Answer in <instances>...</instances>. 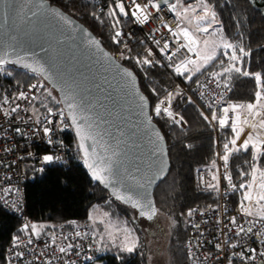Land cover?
Here are the masks:
<instances>
[{
    "label": "trees",
    "instance_id": "16d2710c",
    "mask_svg": "<svg viewBox=\"0 0 264 264\" xmlns=\"http://www.w3.org/2000/svg\"><path fill=\"white\" fill-rule=\"evenodd\" d=\"M50 1L84 23L113 54H117L123 47L125 43L123 34L128 22L121 17L118 26L114 29L113 19L108 15L110 5L104 12H99L93 0ZM186 1L193 4L196 2ZM208 2L216 14L221 37L227 42L241 44L250 53L245 58L243 67L250 73L261 74V85H264V16L249 0H208ZM116 31L122 33L119 38L121 43L115 42ZM145 47L144 39L137 33L131 50L124 57H119V60L138 75L141 88L149 98L153 109L169 95L177 84V79L159 60H155L159 63L151 66L138 64V59L145 58ZM205 70L219 69L212 68L210 63L207 68L202 69V72ZM31 82L32 76L29 72L10 65L4 66L0 71V98L8 91L25 88ZM229 86L230 99L242 105L252 102L254 93L258 90L257 82L252 76L245 77L237 73L231 74ZM57 108H62V104L59 103ZM172 110L183 117L186 128L174 125L169 116L161 114L154 117L166 137L171 168L154 192L158 212L154 219L148 220L147 223L158 225L157 216L161 214L167 216L170 226L168 252L171 263L189 264L185 247L189 235V217L186 213L195 206H206L216 199L215 190L207 188V183L201 177L204 172L214 168L217 145L212 126L203 120L200 116V108L187 95L176 93ZM65 121L68 122L66 118ZM228 133L229 131H223L221 137L225 139ZM66 140L71 151L68 165L49 167L40 174L34 171L28 172L24 181L28 215L33 222L42 225L41 233H48L55 227L67 225L69 219H76L80 223L89 225L93 230L90 214L96 207L122 215V218L134 225L141 240L132 252L120 246L110 249L104 256L105 264H148L146 242L150 231L142 230L140 218L134 217L135 209L115 199L106 188L92 178L82 161L75 134L68 133ZM246 159H250L248 153L233 155V172L238 183L250 178H242L239 175L242 168L251 171L244 163ZM260 161L256 166L263 171L264 156ZM22 227L21 218L5 209L0 203V264H5L6 246L14 237L26 233L22 231Z\"/></svg>",
    "mask_w": 264,
    "mask_h": 264
},
{
    "label": "snow or ice",
    "instance_id": "6c2138e0",
    "mask_svg": "<svg viewBox=\"0 0 264 264\" xmlns=\"http://www.w3.org/2000/svg\"><path fill=\"white\" fill-rule=\"evenodd\" d=\"M32 0H27V3H31ZM164 5H167L169 11H171L177 20V25L175 28L168 25L166 22L163 27L167 29L168 33L171 35L172 44L174 46V51L169 54L170 44L167 40L161 45L160 40H156L155 43L158 46L159 52L164 54L168 61H172V58L181 50L186 51L189 55L182 60L179 64H169L174 72L180 76H183L186 80L197 83L198 88L205 87L204 84L199 82V78L194 81L193 76L200 72L202 69L207 68L208 64L211 63L212 68L219 69L217 71H209V80L207 83H214L216 88H223L224 90L229 89V79L232 73L241 74L245 77L252 76L257 82L258 90L254 93V100L247 103L246 105H223L224 95L223 92L218 93L220 99L216 100L213 98L210 103L206 105L208 109V114L204 111L200 112V116L213 128L218 127L219 129L229 128L232 133V138L227 139L223 143L224 153L217 154L220 159L224 162V179L228 181L229 185L233 190H237L236 185H232V176L229 171V160L230 156L234 153H248L250 159H246L244 163L248 166L247 171L241 169L239 175L243 177H250L251 182L244 180V182L238 185V189L242 190V199L239 203V215H242L244 219L238 220L237 216H233L229 220L231 227L228 229L235 233V237L243 239L245 237H257L260 243H264V171L257 169L256 165L260 163V158L264 156V85H261V74L250 73L245 70L243 65L245 63V58L250 55L249 52L245 50L241 44L230 43L223 41L217 43L216 40H208L206 37L212 36L218 31L216 27V14L210 6L208 0H196L195 6L193 3H188L183 7L182 12L177 11L180 0L176 2H170V0H162ZM114 6L109 7L108 15L113 19V28L115 29L120 21L121 17L128 16L129 13L135 19H139L137 12H144L143 22H147L150 13L146 12L148 7H152L156 10L157 14L161 11V0H147V3L143 6L136 2V0H130L127 4L128 11H126L125 0H113ZM35 10L29 9L32 16L39 20L41 17L47 18L49 16L55 18L59 17V21L63 26L70 25L72 22L67 17L60 13L54 11H48L45 5L38 2L34 5ZM6 10L9 15H18L16 6L14 3L9 2L6 4ZM191 13V17L196 20V29L193 31L188 26H186L183 21L186 19V15ZM202 13V14H201ZM119 14V15H118ZM60 36L64 35V27L58 25L57 27ZM122 33L120 31L115 32V42L121 43L119 39ZM71 37V34L69 33ZM205 37L203 41L204 52L201 53L198 45L200 43V37ZM57 44L60 43V38L57 37ZM93 44L95 42L93 41ZM51 49H44L42 47V52H44L47 59L42 57H36L33 54L31 58L32 62H24L28 60L27 57L18 56L15 60H5L0 57V66L6 63H12L18 66H22L36 74L47 73L46 78H54L55 82L63 93L61 101L57 103H63L64 108H58L55 112L51 107L43 105L47 108V115L43 119H37L35 122L40 125L42 132L45 137H47V142L49 144L53 143L52 133H53V121L48 119L49 115H54L60 117L59 123L61 125L60 130H64L65 127L69 125L65 124L66 111L67 118L72 121V125L75 127L76 134L80 138V149L82 152L83 162L89 168L92 174V178L105 184L107 187L112 184L114 189V194L118 192L121 187L124 190V195H119L117 198L123 199L128 203H132L133 207L139 209V215L141 217H147L148 220H152L156 216L157 209L154 207L152 200L149 197L146 184H151L152 180L157 176H161L165 169V160L163 150L159 148L160 137L157 134L155 144L156 147L153 149V156L156 158V169L151 176L143 175L139 178L131 172L130 169L124 166V161L120 158L122 156V151L117 143L112 145L109 141L105 140V134L99 130V124L97 123V117L89 114L91 104L86 101L84 97L79 94L80 85L77 83L74 77L65 76L64 72L60 69L58 61L54 62L52 56H48V52ZM217 49L221 51L217 52ZM153 53L148 50L146 56L143 60H137L138 64L143 65H153L159 63L152 59ZM196 57V59H193ZM202 57V58H201ZM43 60V63L41 62ZM199 61V63H198ZM47 65L45 68L44 65ZM35 65V66H34ZM3 68L0 67V71ZM124 77H131V73L125 72L121 79ZM43 89V92L47 97L52 96L51 90L44 87L41 82L32 84L29 86L28 92L20 91L13 99L18 101L26 102L29 107L34 106V102L37 100L36 92ZM35 90V91H34ZM31 93V95H29ZM201 97L205 95L204 92L200 93ZM55 100V98H53ZM8 102V98L5 97V103ZM191 102V101H189ZM163 103V102H161ZM147 106V102L144 97L139 99V108L143 112L144 108ZM246 109L242 112H237V109ZM27 108H21L20 104H15L8 111L4 113L5 116H11L14 113L21 111H27ZM155 114L157 116L161 115V112L165 113L172 119L174 125H182L184 123L183 117L179 114H173L168 107L161 109L158 104L155 109ZM232 115H229V113ZM247 127L249 129L242 143L238 144L241 135L244 133V129ZM154 131V130H152ZM17 134H22L21 129L17 127L15 129ZM251 149V151H250ZM6 151L9 149H5ZM54 159H59V157H54L51 154H45L42 156L43 162H53ZM91 161V163L89 162ZM214 163V162H213ZM219 169H217V172ZM257 172L259 174V179H257ZM203 180V177H201ZM212 181H218V176L213 174L211 177ZM207 188L217 189L216 183H207ZM255 193V195L253 194ZM255 209V211H254ZM196 209H189L186 215L192 217L196 212ZM101 223L103 221H100ZM259 225V227H257ZM28 224H24L22 231L27 232L29 229ZM198 227V226H197ZM31 231L35 235H39L36 230V225H31ZM82 234L76 232L75 236L80 237ZM19 236L14 237L13 245L14 247H19ZM65 240L68 237H64ZM55 241V237H53ZM32 243L31 237L28 239V244ZM228 244L233 249L240 247L238 242L233 243L232 239L228 240ZM217 249H220V244L215 245ZM74 248V244L68 243L66 246L59 248L61 254H67L69 250ZM128 252L134 250V246L127 247ZM247 253V255H246ZM257 249L248 248L240 252H234L232 254V259L237 257L241 261H254L256 258ZM16 256L23 258V252L16 253ZM259 256L264 259V252H260ZM193 259H198L197 256H193ZM10 264V262H9ZM71 264V261H69Z\"/></svg>",
    "mask_w": 264,
    "mask_h": 264
},
{
    "label": "built area",
    "instance_id": "2783aa9c",
    "mask_svg": "<svg viewBox=\"0 0 264 264\" xmlns=\"http://www.w3.org/2000/svg\"><path fill=\"white\" fill-rule=\"evenodd\" d=\"M97 10L104 12L107 7L114 6L113 0H93ZM126 11H128L127 4L130 0H125ZM140 5L147 3V0H136ZM156 0H153L155 3ZM147 13H150L147 22H143L144 12H137L139 19H135L129 13L125 16V20L128 22V26L124 30L123 39L125 43L120 51L115 56L124 57L133 47L134 36L139 33L146 43L144 49V55L148 50L153 53V60L159 59L161 63L174 73L172 67L168 65L179 64L189 54L181 50L173 56L172 61H168L164 54L159 52L158 46L155 41L160 40L161 45L167 40L170 44L169 54L173 52L174 46L172 44L171 35L167 29L163 27L166 22L173 28L177 25L175 15L169 11L167 5L161 6V11L157 14L156 10L152 7L146 9ZM196 57H193L195 59ZM210 70L203 71L204 74H198L193 77L195 81L197 77L199 82L204 84L205 87L198 88V84L188 81L185 78H177V84L171 89L169 95L163 98L158 104L161 109L168 107L169 110L175 115L172 110L173 98L176 93H184L195 102L201 111L208 114L206 105L211 102L213 98L219 100L218 93L223 92L224 101L223 105H242L237 101L230 99V90H224L223 88H216L214 83H207L209 80ZM32 76V82L20 90L8 91L2 98H0V203L8 211L15 213L21 218L23 225L28 224L30 227L28 231L19 236V247H14L13 240L6 246L5 249V264H92L99 258V252L95 243V234L89 225L80 223L76 219H69L67 225H61L55 227L48 233H39L35 235L31 231V225L33 220L27 213L26 198L24 190V181L27 178L29 171H34L38 174L42 173L49 167L58 165H68L70 158V146L66 140L68 133L73 132V127L69 122L65 121V124L69 125L64 130H60L61 125L59 123L60 117L49 115L48 119L53 121V143L47 142V137L44 136L40 125L35 121L37 119H43L47 115V107H51L53 112L58 108L60 101L55 90L49 85V83L40 75L29 73ZM41 82L45 88L51 90L52 96L47 97L41 89L36 92L37 100L34 102L33 107L24 101L14 100L13 98L20 92H28L29 86ZM230 89V86H229ZM35 91V90H34ZM204 92L205 95L201 97L200 93ZM31 95V93H29ZM5 97L8 98V102L5 103ZM55 98V100H53ZM59 99V100H58ZM163 102V103H161ZM20 104L21 108H27V111H21L14 113L11 116H5L4 113L8 111L15 104ZM157 104V105H158ZM156 105V106H157ZM155 106V107H156ZM155 107L152 109V117H157L155 114ZM246 109H237V112L245 111ZM164 116H168L163 111ZM229 115H232L230 112ZM180 116V115H179ZM182 128H186V123L180 125ZM19 127L22 134H17L15 129ZM213 128V127H212ZM215 133V142L217 145V152L215 157L216 166L213 170L206 171L202 174L203 181L205 183H216L217 189L215 190L216 199L214 202L207 204L206 206H195L193 209L197 211L192 217L188 218L189 235L186 241L185 247L188 254L189 264H264V259L259 256L260 252H264V243L259 242L257 237H245L240 239L235 237V233L229 231L231 227L229 220L233 216H237L238 220L244 219L242 215H239V203L242 199V190L238 189V183L234 177L233 172V155L229 160V171L232 176V185L237 186V190L229 185L228 181L224 179V162L220 159L219 154L224 153L223 143L227 139L232 138V133L229 128L219 129L213 128ZM223 131H229L228 136L223 139L221 133ZM249 129L245 127L244 133L241 135L239 143H242ZM9 149V150H5ZM79 149V148H78ZM45 154H51L59 159H54L53 162H43L42 156ZM83 161V160H82ZM217 169L219 171L217 172ZM213 174L218 176V181H212ZM198 226V227H197ZM259 227V225H257ZM80 232L82 235L76 237L75 233ZM31 237L32 243L28 244V239ZM55 237V241H53ZM64 237H68L67 240ZM232 239L233 243L238 242L240 247L233 249L229 246L228 240ZM68 243L74 244V248L69 250L68 253L61 254L59 248L66 246ZM220 244V249H217L216 244ZM254 248L257 249L256 258L254 261H241L238 257L232 259L234 252H240L242 250ZM23 252V258L16 256V253ZM197 256L198 259H193V256ZM247 255V253H246Z\"/></svg>",
    "mask_w": 264,
    "mask_h": 264
},
{
    "label": "water",
    "instance_id": "95a60500",
    "mask_svg": "<svg viewBox=\"0 0 264 264\" xmlns=\"http://www.w3.org/2000/svg\"><path fill=\"white\" fill-rule=\"evenodd\" d=\"M172 1L170 0V2ZM249 1L264 16V0ZM9 2L15 4L18 15H9L6 10V4ZM38 2H41V0H32L31 3H27V0H0V57H3L6 61L15 60L18 56L27 57L29 59L24 62L30 63L33 54L36 57L47 59L41 49L42 47L49 49L51 45L48 56H52L54 62L58 61L65 76L76 79L80 85L79 94L90 102L89 114L98 118L99 130L105 134V140L112 145L119 144L122 151L120 158L124 161V166L130 169L137 178L143 175L151 176L156 169V158L152 153L156 147L155 140L158 134L161 138L159 148L164 153V173L153 179L151 184L145 185L158 212L154 192L169 173L171 161L166 137L152 117L151 102L141 88L138 75L107 49L100 38L84 23L58 5L52 4L50 0H42L46 9L62 14L72 23L63 26L59 21V17L53 18L51 16L41 17L37 20L32 16L29 9L35 10L34 5ZM163 5L161 0V6ZM58 25L64 27L63 36H60L57 29ZM57 37L60 38L59 44L56 42ZM93 41L95 44H93ZM41 62L43 63V60ZM6 65L34 73L12 63H6L3 66ZM44 66L47 68L46 64ZM125 72L131 73V77L121 79ZM39 75L56 91L61 101L63 93L60 91L55 79L46 78L47 73ZM141 96L147 102L143 112L139 108ZM61 104L64 108V104ZM65 111L66 119L74 129L77 145L82 156L79 147L80 138L76 134L72 121L67 118L66 109ZM89 162L91 163V161ZM87 169L92 176L88 167ZM99 183L115 199L135 209L138 218L148 220L146 216L141 217L139 215V209L133 207L132 203L117 198L119 195L125 194L122 187L114 194L112 184L106 187L105 184Z\"/></svg>",
    "mask_w": 264,
    "mask_h": 264
},
{
    "label": "rangeland",
    "instance_id": "374dc122",
    "mask_svg": "<svg viewBox=\"0 0 264 264\" xmlns=\"http://www.w3.org/2000/svg\"><path fill=\"white\" fill-rule=\"evenodd\" d=\"M172 2H176V0H173ZM188 3L190 2L186 0H180V4L178 5L177 11L182 12L183 7L186 6V4ZM193 6H195V3L193 4ZM183 23L186 26H188L190 29L195 31L197 22L195 18L191 17V13H188L186 15V19L184 20ZM217 24H218V20L216 19V27ZM204 39L205 37L201 36L200 43L198 45V48L201 53L204 52V48H203ZM206 39L216 40L217 43H221L225 41L223 37H221L218 31L214 33L212 36L206 37ZM220 51L221 49H217L218 54ZM2 68H4V66H2ZM198 73L199 72H197L193 77H196ZM173 75L176 77V79L181 78L180 75L176 74L175 72L173 73ZM213 165L214 167L216 166L215 161ZM256 175H257V179H259L258 172ZM247 180L251 182V178ZM253 194L255 195V193ZM135 215L136 216L134 217L137 219L138 218L137 212ZM157 217L158 218L156 222L158 225H154L153 223L148 224L147 223L148 220H146L145 218H140L142 222V230H144L145 232L150 231L149 233L150 235H147L148 240L146 242V248H147L146 253L148 258V264H172L168 252L169 229H170L168 217L165 216L164 214H161ZM90 221L92 224L94 234L96 236V245L99 252L98 260H96L92 264H105L106 260L104 259V256L113 247L120 246L123 249H126L127 247L134 246L135 248L139 244V241L141 240V236L139 235L138 232L135 231L134 225H132L127 219L122 218V215L113 214L111 212L105 211L104 209L96 207L93 209V211L90 214ZM100 221L103 222L101 223ZM33 224L36 225V230L38 233L43 232V230L40 229L42 225L36 222H33Z\"/></svg>",
    "mask_w": 264,
    "mask_h": 264
},
{
    "label": "crops",
    "instance_id": "0c3cea01",
    "mask_svg": "<svg viewBox=\"0 0 264 264\" xmlns=\"http://www.w3.org/2000/svg\"><path fill=\"white\" fill-rule=\"evenodd\" d=\"M184 22V21H183Z\"/></svg>",
    "mask_w": 264,
    "mask_h": 264
}]
</instances>
